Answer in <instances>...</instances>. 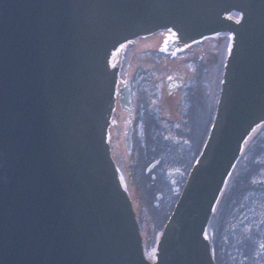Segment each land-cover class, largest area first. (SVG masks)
<instances>
[{"label": "water", "instance_id": "1", "mask_svg": "<svg viewBox=\"0 0 264 264\" xmlns=\"http://www.w3.org/2000/svg\"><path fill=\"white\" fill-rule=\"evenodd\" d=\"M162 29L183 43L228 32L232 48L150 263L107 138L123 44ZM262 121L264 0H0V264H214L206 227Z\"/></svg>", "mask_w": 264, "mask_h": 264}, {"label": "rangeland", "instance_id": "2", "mask_svg": "<svg viewBox=\"0 0 264 264\" xmlns=\"http://www.w3.org/2000/svg\"><path fill=\"white\" fill-rule=\"evenodd\" d=\"M219 44H221V45L216 46V47L214 46L213 51H210L211 54H209L207 56V61L209 62L208 63V65H209L208 66V73L206 74L207 83L203 79H202L203 82L201 83L204 89L206 88L208 90L209 89L214 90L216 88V86H217V83H218L217 70L212 71V67H214L216 64H218L220 61H223L224 54H226L228 52L227 50L229 48L228 47V42L226 40H221V42ZM205 45H206V48L209 50L210 44L207 42ZM150 77H152V78L157 80L160 77V75L159 74H157L156 76L150 75ZM211 79H213V81ZM138 86L139 85H138V83L136 81L135 84H134V88L138 89ZM139 94H140V92H138L136 94V97ZM148 128H150V126H148ZM148 133L149 132H147V130H146V132H143L142 129H140V132H139L140 138L139 139L143 140L144 137H146L145 140L148 143V145H150L149 141H148ZM256 157L257 156L252 158L251 163L246 166V170H245L246 172L244 171L243 173H241V175L244 174V176H246V175L250 176V177H246V181L247 182L251 183V179H255L256 183L263 182V185H264V166L261 167V166H258V165L255 164ZM143 216H145V215L143 214Z\"/></svg>", "mask_w": 264, "mask_h": 264}, {"label": "flooded vegetation", "instance_id": "3", "mask_svg": "<svg viewBox=\"0 0 264 264\" xmlns=\"http://www.w3.org/2000/svg\"><path fill=\"white\" fill-rule=\"evenodd\" d=\"M199 109H200V110H199ZM201 109H202V104H198V106L195 108V110H196V112H195V117H202ZM198 110H199V112H198ZM167 166H168V168L165 169L166 172H167V170H169V169H171V168L175 169L176 172H178V171L181 170V169H179V168H177V167L184 168L183 165H180V164H177V163H173V165L170 164V163H168ZM183 175H184V171H183V174H182V175H176V176H175V177H176V178H175V182H176L177 184H179V185L182 184V178H183ZM256 186L258 187V189H260L261 187H264L263 184H256V185H254V186L247 185V189H254ZM263 218H264V209L261 210V214H260V216L258 217V219L256 220L257 222H256L255 227H254V230H255V231H257L256 225H258V224H264V222H263ZM245 221H246L245 219L237 220V222H240V223H237V224H236V227H240L241 225H243V222H245ZM248 234H249V232H248ZM248 238H250V237H248Z\"/></svg>", "mask_w": 264, "mask_h": 264}]
</instances>
